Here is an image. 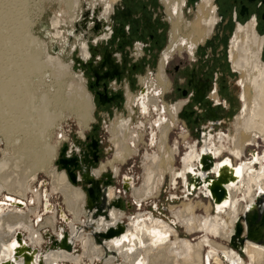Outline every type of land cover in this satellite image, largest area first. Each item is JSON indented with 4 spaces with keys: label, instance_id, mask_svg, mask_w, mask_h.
<instances>
[{
    "label": "bare ground",
    "instance_id": "bare-ground-1",
    "mask_svg": "<svg viewBox=\"0 0 264 264\" xmlns=\"http://www.w3.org/2000/svg\"><path fill=\"white\" fill-rule=\"evenodd\" d=\"M77 1L73 0L72 6H77ZM118 1H106L107 8L103 11L105 17L110 16ZM179 2L181 1L166 0L168 11L171 13L175 11L177 14L172 22L175 37L173 36L174 40L168 49L170 53L176 50L177 44H179V50L182 51L187 36L193 37L192 42L196 44L205 42L207 37L212 35L217 23L214 0L202 1L198 6L195 21L192 23L182 21ZM94 7L97 6L94 5ZM185 29L188 31L185 32ZM17 34L16 31L10 33V51L8 50L10 60L5 62L0 69V136L6 140L4 141L7 150L13 149L14 152L12 157L0 161V264H81L84 257L91 264L99 260H104V264H264L263 246L245 236L242 245L245 258H242V254L230 244L232 237L234 239L236 223L246 213L248 207L256 201L258 193L264 192V151L260 153L259 143L252 144L255 146V151L252 160L249 161L241 159L236 162L230 156V149H218L212 142L206 144L197 154L195 151L191 153L186 151L183 155L177 154L181 165L177 173L175 167L174 171L170 172L166 168L171 162L170 159H174V154H176L174 151H170V158L163 156V159L160 155H155L158 151L152 153L147 151L141 157L142 175H138L139 184L136 183L135 173H133L135 176L125 175L123 180L124 194L131 195L140 212L130 217L128 223H125L124 220L128 216L114 203V200L121 198L114 186L106 190L107 196L100 209L95 206L86 212L88 193L85 186L83 188L76 186L79 182L74 185L66 170H61L63 172L60 173L54 167V162L58 157V147L52 142L55 130L61 122H64L62 120L65 118L66 111L72 110L74 113L80 110L83 112L82 120L87 123L94 120L92 95L85 90L84 77L76 75L75 78L79 85H70L67 99H62L60 89L54 88L52 91H46L41 96L42 101L36 105L37 98L30 87V79L34 73L37 70L52 68L57 81L61 83L65 81L66 75L70 72V64H63L60 56L53 57L46 51L45 55L48 54L45 56L46 61H41L39 57H34L32 47L35 45L36 51H40L42 45L30 35L29 28L27 27L21 35ZM189 40L191 39L187 38V42ZM262 47L263 40L257 35L254 21L246 25L238 24L229 52L233 68L242 73L245 81V105L236 119L235 135L231 137L234 145L231 153L237 159L241 158L242 151L247 144L254 143L260 137L264 140ZM84 52L86 57H83L88 58V51ZM163 67L164 56L160 69L162 70ZM42 80L43 77L40 78V81ZM53 102H57V108L52 111L50 104ZM114 127L112 131L117 137L115 162L121 163L131 156L132 151L125 141L134 136L126 134L127 123L122 119L115 123ZM166 131L167 129L164 130L163 136L166 135ZM155 135L151 137V145H154ZM2 142L0 138V147ZM206 149L214 151L213 154L218 161L222 158V154L227 152L233 160L234 167H237L239 179L236 183L227 186L229 197L224 205L215 209L213 202L201 188L196 197L205 195L207 199H210L214 208L212 213L207 210L205 216L197 214L193 203H184L181 208L172 207L170 212L173 220L171 222L141 209L144 204L150 202L161 192L160 189H162L167 172L171 178L176 174L171 180L173 187L178 183V178L182 180L186 192L182 197L185 198L183 202H188L190 199L187 175L191 170L198 168V162ZM16 151L19 153L16 154ZM140 155L137 151V154L127 161L138 158ZM68 156L70 158L77 156L73 148L68 150ZM151 156L153 158L150 161L144 162ZM77 157L79 159L77 161L80 162L79 166L84 170H89L94 179L100 180V177L107 171H112L115 177L121 175L122 168L120 170L113 163L94 167L89 159L87 163H84L81 157ZM110 165L112 169H108ZM217 167L218 162H216L215 169ZM43 171L47 172L52 179L51 189L44 191L35 187L33 189L31 187L32 178ZM79 179H81V174ZM5 193L9 195L4 196ZM57 193L64 196L65 205L72 214L73 220L67 217L63 208L57 206L60 217L68 223L69 230L63 231V228H60L61 231L53 241V245L43 250L45 239L41 234V228L49 226L56 229L57 211L50 199ZM119 193L121 194L122 191ZM43 202L45 203L44 212L54 215L37 228L36 226L43 217ZM85 217L87 220H84ZM179 228H182L187 235H199L198 242L194 243L188 238L181 237ZM85 229H92L91 233H85ZM121 229H123L122 233H120ZM95 233L102 234L100 235L103 236L102 242H96ZM21 241L25 246H19ZM78 244H81L83 248L82 256L72 254ZM67 246L71 247L70 250ZM28 253L30 255H27Z\"/></svg>",
    "mask_w": 264,
    "mask_h": 264
},
{
    "label": "flooded vegetation",
    "instance_id": "flooded-vegetation-1",
    "mask_svg": "<svg viewBox=\"0 0 264 264\" xmlns=\"http://www.w3.org/2000/svg\"><path fill=\"white\" fill-rule=\"evenodd\" d=\"M179 1H181L178 4L181 5L179 8L182 11V21L194 22L195 20L190 22V15L193 10L197 15L198 6L203 0ZM118 2L121 4L117 5ZM118 2L109 17L103 15V6L90 7L76 25L75 33L82 34V38L87 40L88 58H82L81 62L88 76L87 89L94 103L93 121L98 119L105 125L102 128L104 135L99 134L97 128L93 127L90 131L92 133L71 147H80L81 153L85 152L88 155L90 164L98 167L103 151L109 152L114 147V153L117 152L115 145L117 137L112 129L115 128L113 125L122 119L127 123L126 134H133L134 138L125 141L132 151L131 156L120 163L115 162L116 157L113 155L114 160L110 163L120 170L119 164L127 162L137 154V151L141 155L147 151L157 152L161 144V151L157 152L156 156L160 155L162 159L163 156L170 158L171 150L176 153L174 159H170L171 162L166 166L168 170L163 166L168 172L174 171V167L176 169L178 166L177 154L183 155L186 151L190 153L195 151L197 154L201 148L211 142L218 149H230V156L236 162L241 159L252 160L255 151V146L252 144L255 143L246 145L240 159L231 153L234 146L231 137L235 135L237 119L232 114L236 106H233L231 101L234 98L238 99L237 111L241 114L245 105L244 93L237 95L236 98L234 92L239 84L228 82L220 66L214 63L204 66L205 58L208 59L213 52L220 51L219 46L217 49V42H213V38L218 34L216 28L224 20L219 0H214L217 23L211 35L210 52H207L205 45L200 47L205 42L196 44L192 42L193 37L187 36L191 40L187 42L185 37L184 49L180 51L177 44L176 50L171 53L168 49L175 37L172 22L177 14L175 11L172 13L168 11L166 0H119ZM227 2L231 6V22L236 24V28L238 24L246 25L254 21L257 35L263 40L262 57H264V0H227ZM244 19L247 21L241 23ZM163 56L164 67L161 70L160 63ZM175 56L184 61L169 69L170 60L175 59ZM216 56L220 57L219 52ZM157 61L159 71L154 68ZM178 76L182 78L178 79ZM115 119L117 121L112 122ZM190 120L197 126V141L194 142L189 140ZM228 125L234 130L226 135ZM165 129H167L166 135L163 136ZM153 134H156L155 141L154 145H151ZM142 137L147 139L146 143H143ZM143 144L148 150L141 153L144 150ZM170 144L172 145L169 146ZM156 148L158 149L154 150ZM258 149L261 153V149ZM74 152L76 153L75 149ZM77 156L85 159L83 155ZM153 156L145 159L144 162L150 161ZM230 156L225 152L219 161L217 159L215 161L219 163ZM79 164V161L75 162V166ZM197 166L199 168V165ZM166 174L163 183L168 175ZM110 175L113 176V180L115 175L113 172ZM175 176L176 174L173 178L170 176V180ZM190 179L189 172L188 183ZM103 181L107 182L108 179L105 178Z\"/></svg>",
    "mask_w": 264,
    "mask_h": 264
},
{
    "label": "rangeland",
    "instance_id": "rangeland-1",
    "mask_svg": "<svg viewBox=\"0 0 264 264\" xmlns=\"http://www.w3.org/2000/svg\"><path fill=\"white\" fill-rule=\"evenodd\" d=\"M72 1L73 0H18V1L17 0H0V22H1L0 30L2 28L4 29L0 31V69L4 66L5 62L10 60V52H8V50L10 51V38H9L10 33H12V31L14 32L16 31V34L19 33V35H21L24 33L27 27L29 28L30 35L36 38L39 41V43L42 45L41 46L42 49L40 51L38 50L36 51V47L35 45H33L32 52H34L33 53L34 57H39L41 61L45 62L46 61L45 56L50 53L49 55L53 57L60 56L62 58L60 59L63 64H67V65L70 64V72L66 75L65 81L61 83L57 81V77L55 76V73L52 68H47L45 70L43 69L37 70L34 73V75L30 79L31 80L30 87L32 89L31 91L34 93V96L37 98L35 102L36 105L39 103V101H42L41 96H43L46 91L47 92L48 90L52 91L54 88H59L61 91L62 99H67L68 98L67 94L70 91V85L71 84H74L75 86L79 85L78 80L75 78L77 76L84 77L85 82H86V85H84L85 90L86 92L90 93L87 89L88 88V76L86 74L85 69L82 67V62H81L82 58L86 57L84 51H88V46L86 43L87 40L82 38V34H79V35L76 34L75 29H76V25L78 21L80 20V18L83 16V14L86 12L87 9H89L90 7L93 8L94 5L96 6L101 5L103 6V11H104L107 8V5H106L107 0H78L79 2L77 1V6H72L73 5ZM120 4L121 2H118L117 5H120ZM219 4H220L221 15L224 18V20L222 23H220L217 26L216 29H217L218 34L216 37L213 38V42H217V49L219 46L220 51L217 50L216 52H213V55H211V57H209L208 59L205 58L206 62L204 63V66H210L214 63L216 66H220L222 74L225 78H227L228 82H232V83L238 82L239 86L235 89V92H234L237 98V95L238 96L243 95V93L245 95V90H244L245 81L242 76V73L239 72V70H235L233 68V63L230 60L231 58L229 55L231 41H232L231 37L234 34L236 24L235 23L233 24L231 22V6H229L227 0H219ZM5 16L7 18H5ZM195 17H196V11L193 10L190 15V22L194 21ZM246 21L247 19H244V22L241 21V23H245ZM7 26L10 31L8 30ZM7 30L10 33H8ZM184 31L187 32L188 29H185ZM56 35L58 36L56 37ZM2 38L3 40L5 38V40L3 41ZM220 38H221L220 40L221 42L219 41ZM2 41H3V44H1ZM84 43H86V45ZM210 43H212V36L209 39H207L205 43L201 44L200 47H204L205 45L207 52H210ZM166 46L167 44L165 45L164 49L166 48ZM6 47L8 49H6ZM55 47L58 49V51H54ZM45 51L48 54L45 55ZM218 52H219L220 57H217V56L215 57L216 53ZM84 59H87V58H84ZM262 60L264 61V57H262ZM180 61H184V59L178 58L175 56V59L172 58L170 60L168 68L173 69L174 65L178 64ZM158 64L159 63L157 61L154 68L159 71ZM182 66L184 65L182 64ZM192 66H195V65L192 64ZM144 76H147V75L144 74ZM42 77H43V80L40 81V78ZM179 78H182V76H178V79ZM246 83H248L247 80H246ZM231 102L233 106H236V110L232 111V114L234 115V118L235 117L237 118L238 115L240 114L239 111H237V107L239 105L238 99L236 100L234 98ZM56 104L57 102L56 103L53 102L52 104H50L51 105L50 109L52 111L54 109L56 110L57 108ZM65 113H66L65 118L62 120L64 122H61L59 124L60 128L58 127L55 130L54 140L52 142L53 145L58 147V157L54 162V167H56L60 173L63 172L61 170H64L59 163L61 159V154L64 148L68 147V150H69L72 148L71 147L72 145L73 146L77 145L80 139L84 140L85 136L92 133L90 131L93 127L97 128V131L99 132V134L104 135L102 128L105 125L103 124L102 121L98 119L96 121H91L89 123L85 122V120H82L83 112L80 110L74 113L72 112V110H70V111H66ZM231 119L233 123L234 122L233 118ZM116 121L117 119H115L112 122L115 123ZM189 129L191 132V137L189 140L191 142L197 141V133H196L197 126L196 124L193 123L192 120H190L189 122ZM227 129L228 131L226 132V135L230 134L234 130L233 127H231V125H228ZM180 136H181V132H180ZM0 138L3 140L2 145L0 147V161H1L4 158L12 157L14 155V152H13V149L7 150L8 148L6 147L7 146L5 142L6 140L2 136H0ZM142 140H143V143L147 142V139L144 137H142ZM254 143H259L260 144L259 148L261 149V152L264 151V140L261 137L258 138ZM171 145L172 144H170L169 146ZM143 146H144V150L142 152L140 151L141 153L146 152L148 150L147 146H145L144 144ZM161 146L162 144L159 146L158 152L161 151ZM73 149H75L77 155H81L80 147L75 146ZM157 149L158 148L154 150H157ZM17 150H19V148ZM114 152H115L114 147L111 150H109V152L103 151L100 156L99 166L101 167V166L107 165L110 162H112L114 160V157H113ZM18 153L19 151H16V154ZM141 157L142 155L138 156V158H134L132 160L130 159L129 161L125 162L122 165L119 164L122 168L120 172L121 175L120 177H115L111 182V186H114L115 188H117L118 195H121L120 207H118V209L127 213L128 217L124 220L125 223H128V220L130 219V217L140 212V209L134 203V199L131 197L130 194H127V195L124 194L123 180H124L125 175L127 176L137 175L135 177L136 178L135 180H136V183L139 184L138 175H142ZM176 169L177 171H180L181 169L180 161ZM128 171L131 173L128 174L127 173ZM72 172H75L78 175L80 174V172L75 171L74 169L72 170ZM110 173L112 172L111 171L105 172L104 175L100 177V179L105 180L104 176ZM133 173H135V175ZM177 181L178 183L176 184L175 187H173V185H171L172 182L170 180V175L168 174L162 186V189H160L161 192L150 202H148L147 204H144L141 209L144 212H152L156 217L164 219L166 221L168 220L170 222L173 220L171 212H170L171 208L172 207L181 208V206H183L184 203H187V204L193 203L196 206L195 209L198 215L200 214V215L205 216L207 213V210L210 213H212V209L214 210V208H213V205L210 199H207L204 195H201L200 198L196 197L197 192H195L193 195L188 194V197L190 200L188 202H183L185 201L184 200L185 198H182L183 195H185L186 193L184 191L185 188L183 187L184 185L180 178H178ZM76 186L83 188L84 186H86V184L83 181H81ZM31 187L33 189L34 187L41 189L42 191H44L45 189H51L52 179L50 178L47 172L43 171L39 173L35 178L34 177L32 178ZM119 191H122V193L120 194ZM59 194L60 193L55 194V196L50 199L51 204H53L56 207V211H57L56 229L54 230L53 228L49 226L41 228V234L43 235L45 239V242L42 248L43 250H46L48 247H51L53 245V241L57 238V235L61 231L60 228H63V231L69 230L68 223L64 222L60 217V212L58 210V207L63 208L64 211L66 212L67 217L73 220L72 214H70V212L67 210V207L65 205L64 196L62 194L60 195ZM5 195H9V194L5 193L4 196ZM44 208H45V203L43 202L42 204L43 217H42V221L39 222L38 225L36 226L37 228L45 224L46 220L48 218H51V216L54 215V214L52 215V213L50 212L45 213ZM86 212H89L88 204H86ZM32 219L34 223H36L35 218L33 217ZM84 220H87V218L85 217ZM91 230L92 229H85L84 232L88 234V233H91ZM179 230H180L181 237L188 238L192 240L194 243L198 242L197 240L199 238V235H193V236L187 235L183 232L184 230L182 228H179ZM72 254H74L75 256L83 255V248L81 244H78L76 246V250ZM240 254H242V258L243 257L245 258V255L242 252H240ZM81 264H91V263H89V260L86 257H84V260L82 261ZM95 264H104V260H99Z\"/></svg>",
    "mask_w": 264,
    "mask_h": 264
},
{
    "label": "water",
    "instance_id": "water-1",
    "mask_svg": "<svg viewBox=\"0 0 264 264\" xmlns=\"http://www.w3.org/2000/svg\"><path fill=\"white\" fill-rule=\"evenodd\" d=\"M54 51H58V49L55 47ZM81 155L85 156V159H83L82 162L87 163L88 155L85 152H82ZM77 160H79L77 156H74L73 158L68 156V147H65L59 163L62 168L67 171L72 183L76 184L83 181L86 184L84 188L88 193V210H92L95 206L100 209L103 205L102 202L104 198L107 196L106 190L110 187V181L113 176L110 174L105 175L104 178L108 179L107 182H103L101 179H94L89 170H84L79 165L75 166ZM198 165V169L191 170L190 172L191 181L187 183L189 194L193 195L195 192H198L203 188L213 202L215 209H217L219 206L224 205L228 200L229 195L227 186L236 183L239 179L237 176V167H234V163L230 157H226L222 162L218 163V167L215 169L216 161L211 149H206L204 151ZM73 168L79 170L81 179H79L80 174L78 175L77 173L72 172ZM116 201L117 202L114 201L115 205L120 207V199H117ZM122 232L123 229L120 230V233ZM100 235L102 234H94L97 243L102 242L103 236ZM233 236L234 239L232 237L230 244L239 252H242L243 250L242 245L245 236L251 241L264 247L263 191L258 193L256 201L248 207L246 213L238 220ZM19 240L21 239L19 238ZM21 245H24L23 241L19 243V246ZM70 248V246H67V249L70 250ZM27 255H30V253Z\"/></svg>",
    "mask_w": 264,
    "mask_h": 264
}]
</instances>
